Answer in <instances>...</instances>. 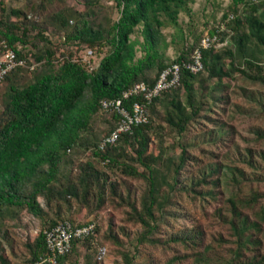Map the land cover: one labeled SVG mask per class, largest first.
Instances as JSON below:
<instances>
[{"label": "trees", "instance_id": "obj_1", "mask_svg": "<svg viewBox=\"0 0 264 264\" xmlns=\"http://www.w3.org/2000/svg\"><path fill=\"white\" fill-rule=\"evenodd\" d=\"M113 1L24 0L18 7L0 0V43L27 61L0 83V264L46 259V231L66 223L95 226L72 238L54 264H105L110 254L113 264H161V251L170 250L164 264H264V191L249 186L264 184V173L256 174L264 147L226 139L236 132L234 114L264 112V92L252 103L243 84L264 88V0L217 3L222 16L213 14L207 32L194 22L196 0ZM207 36L218 39L205 48ZM198 52L202 66L194 71ZM175 63L179 85L150 101L144 93L124 96L136 83L153 88ZM119 100L128 111L146 102L149 121L101 147L121 124ZM251 132L264 141L263 126ZM182 195L194 208H170V218L201 210L220 227L210 234L200 218L168 232L163 216ZM108 208L105 227L98 216ZM26 213L40 229L23 241L16 228L25 227Z\"/></svg>", "mask_w": 264, "mask_h": 264}, {"label": "rangeland", "instance_id": "obj_2", "mask_svg": "<svg viewBox=\"0 0 264 264\" xmlns=\"http://www.w3.org/2000/svg\"><path fill=\"white\" fill-rule=\"evenodd\" d=\"M8 2V4L12 5V6H21L24 2V0H6ZM68 2L70 4H75L74 0H68ZM103 2L108 5V6H113L114 5V1L113 0H103ZM217 3H221L222 8H224L225 6L228 5L229 0H196V2L194 4H192V9H193V18H194V22L196 25H198L200 27V29H202L204 32H207L208 29L214 25L213 22V14L217 13L218 17L222 16V11L216 10L217 9ZM80 7V5H79ZM80 8H83L82 5ZM219 9V8H218ZM117 17V13L114 14V18ZM180 20L183 24L184 27H186L189 23V16L182 13L180 16ZM204 25H208L205 26ZM186 31V28H185ZM164 32L168 35L169 38H171L172 34L175 32V30L172 27H169L167 29H164ZM56 41L60 40V37H55L54 38ZM168 54L171 56H174L175 54V49L174 47H171L168 50ZM77 58V56H76ZM243 84L245 85L246 89V93L249 95H247L248 97L251 96L250 101L252 103H254L255 101V96H259L258 92H264V88L261 87L260 85L257 84H253V83H249L248 81L244 82ZM237 90V91H236ZM235 90V94H233V97L236 99H240L241 95L239 93L243 92L241 90L240 87H238ZM240 101V100H239ZM241 101L244 103V105L249 106L250 102L246 99V98H242ZM240 101V102H241ZM246 107V106H245ZM214 117H220L219 115H217L216 113H213ZM222 119H225V116H222ZM206 122H208L210 124V128L213 127V121L214 119H210L207 118L205 119ZM231 125L235 127L236 132L235 134L231 135V136H227L226 139L230 140V144H235V146H239L240 148L244 149L246 146H257V147H264V141L260 142L257 141L256 139V135H254L251 131H252V127L253 126H263L264 127V112L260 111V106L257 109H254V111L252 112L251 115H249L248 113L246 115H238V114H234L232 119H231ZM234 138V142L231 141V138ZM228 140H226L225 145L227 144ZM203 147L205 148H209L211 150L214 149V147H211L209 145H207V143H203ZM226 150L229 148L228 145L225 146ZM215 151H220V149H215ZM256 163H259L258 161H256ZM258 170V173L256 174H260V173H264V163L260 164ZM262 167V168H261ZM256 176V175H254ZM244 185V184H243ZM253 186L254 187H258L260 189H262L264 191V184L263 183H258L257 181L254 182L253 184H250L249 186ZM243 187V186H242ZM244 191V189H242ZM242 190H240L239 188L235 187L234 188V192H242ZM178 203L174 204L172 207H168L169 209L166 210V214L165 217L163 216V227L165 229L168 228V232H180L183 227H189L194 221H196L197 219L200 220V218L203 220L201 221L204 228H206L209 233L211 234L212 232H214L215 230H217L220 225L218 222H215L214 219H203L201 216V212L200 211H189L191 214L188 215V213H182L179 215V218L174 219V218H170V210H174L175 214H177L176 212V207L181 208H194L192 203H190L187 199H186V195H182L181 198L177 199ZM175 202V201H174ZM171 208V209H170ZM179 209V210H180ZM108 212H112V210L110 208H108L106 211L100 213V215L98 216V218L102 221L101 223H103V225L106 227L107 225V221L108 218H110V214H108ZM122 215L120 216H116L118 218V220L121 218ZM205 218V217H204ZM124 219V218H123ZM127 221V220H126ZM120 222H123L120 221ZM23 223L25 225L22 227H17L16 228V232L18 233L19 236L23 237V241L27 240L28 235H30L31 237H33L40 229V224L37 218H35L34 216H32L31 214L26 213L25 216L23 217ZM130 227L135 228V224H133L132 222L128 223ZM110 247V246H109ZM175 249V247H174ZM178 249V248H177ZM172 255V251H161V264H164L167 262V260H169L170 256ZM158 256L160 257V254H158ZM115 256L113 255H108V257L106 258L105 264H113ZM138 260L141 262H145L146 260L148 261V256L145 254H140L138 256ZM187 261L181 262L180 264H187Z\"/></svg>", "mask_w": 264, "mask_h": 264}, {"label": "built area", "instance_id": "obj_3", "mask_svg": "<svg viewBox=\"0 0 264 264\" xmlns=\"http://www.w3.org/2000/svg\"><path fill=\"white\" fill-rule=\"evenodd\" d=\"M218 38L213 37V42ZM212 40L209 36L204 37L202 45L207 48L212 44ZM219 41V40H218ZM217 46L223 45L222 42H217ZM88 53L93 55V51L89 50ZM196 65H192L194 71L199 70L202 66L201 54L198 52L195 55ZM27 63L26 59L19 57L16 52L7 44L0 43V83L5 75L17 66H23ZM180 84L179 65L177 63L166 68L160 73L157 84L153 88H148L144 83H136L129 90L124 92V96L128 97L134 93H144L145 98L150 101L154 96L159 94L162 90L167 89L170 86H177ZM114 104V103H113ZM121 101H117L115 107L118 108L122 115L121 124L113 132V134L105 139L101 147H104L107 143H114L120 132L130 129L134 123H147L149 121V115L146 108V102H135L132 110L128 111L122 108ZM94 223H89L85 226L74 228L70 223L59 224L51 230L46 231L47 246L51 252V255L46 259L36 261L34 264H44L45 261H50L53 264L56 263V256L60 253H64L69 250L72 238L83 237L90 235L94 231ZM106 248L101 249V253L105 254Z\"/></svg>", "mask_w": 264, "mask_h": 264}]
</instances>
